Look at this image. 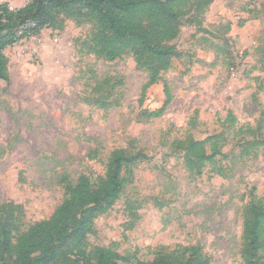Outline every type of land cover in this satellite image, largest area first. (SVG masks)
Returning <instances> with one entry per match:
<instances>
[{
    "label": "rangeland",
    "instance_id": "1",
    "mask_svg": "<svg viewBox=\"0 0 264 264\" xmlns=\"http://www.w3.org/2000/svg\"><path fill=\"white\" fill-rule=\"evenodd\" d=\"M182 1L168 42L177 54L147 89L131 54L109 62L90 51L93 27L77 16L5 49L0 206H20V231L53 214L65 185H96L121 152L139 157L125 162L90 247L150 264L198 245L209 264H244L243 208L264 197V0ZM191 142L218 150L200 175L183 161Z\"/></svg>",
    "mask_w": 264,
    "mask_h": 264
},
{
    "label": "trees",
    "instance_id": "2",
    "mask_svg": "<svg viewBox=\"0 0 264 264\" xmlns=\"http://www.w3.org/2000/svg\"><path fill=\"white\" fill-rule=\"evenodd\" d=\"M184 7L182 0H28L16 9L0 3V80H9L6 48L44 28L61 29L64 18L77 16L79 23L93 27L90 51L109 62L131 54L147 73V89L170 68L177 54L168 42L178 34ZM217 153L214 143L207 152L203 143L191 142L183 161L191 173L200 175ZM138 157L127 160L117 152L96 185L85 176L75 186L65 185L62 204L26 231H20V206L2 204L0 264H118L124 260L112 248L90 247L88 237L96 233L94 221L119 199L125 162L132 164ZM241 239L244 264H264V197L244 206ZM150 264H209V260L195 245L159 253Z\"/></svg>",
    "mask_w": 264,
    "mask_h": 264
}]
</instances>
